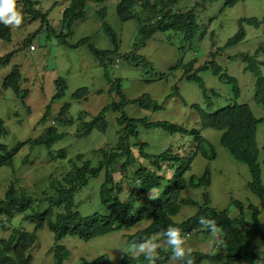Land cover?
Returning <instances> with one entry per match:
<instances>
[{"label":"rangeland","instance_id":"1","mask_svg":"<svg viewBox=\"0 0 264 264\" xmlns=\"http://www.w3.org/2000/svg\"><path fill=\"white\" fill-rule=\"evenodd\" d=\"M37 9L50 10L49 22L53 30L60 34L68 32L64 28L63 12L69 6V0H36ZM119 0H94L90 1L86 7V17L82 21L73 24L71 35L66 37L67 44L61 43L52 32L50 34L48 26H41V21H33L30 17L22 21L19 26H10L14 37L11 42L0 40V57L5 53L16 50L14 57L6 66L0 68V118L5 121L9 129V135L5 142L10 149L15 150L17 145L24 140L37 138L45 128L49 127L56 113L62 105L70 103L68 117H74L76 124L72 127H60V132L68 133L62 141L56 143L51 149L52 154H47L46 148H38L34 152L28 147L19 151L16 156V167L19 169L18 178L22 181L19 184L22 188L30 192L37 190V185L42 188L45 176L54 175L59 179L72 167L69 163L71 158H75L78 153H84L85 159H94L93 150L102 146L106 148L116 145L119 135V127L116 124L118 114L113 111L108 112V129L101 132L95 129L89 137L79 138L76 131L79 128V117L81 112L88 115L86 121L92 120L105 106L112 102H119L121 98L111 89V80L120 79V84L124 95L128 99L138 98L141 95H148L162 106L157 111H148L139 105H128L125 111L132 118H146L151 121H170L183 125L188 129L201 130L213 145L216 157L208 159L201 154L193 156L194 144L191 136L180 134L172 135L162 129L146 130L139 127V135L142 141L148 142L149 150L152 154H159L171 148L179 153L183 162H188L190 158L191 170L186 174L189 178L192 175L202 176L209 169L211 171V185L207 188L211 206L217 210L229 209L232 216L238 214L237 209L232 206L234 199L261 206L260 199L251 192L248 184L251 181V173L248 165L237 161L232 153L221 144L222 132L212 129H202V124L197 110L192 108L193 104H199L206 108L207 101L203 90L195 81L184 78L186 65L194 62L195 69L204 61L213 59L211 53H217L216 61L222 67V72H227L231 77L238 80L241 88V95L237 96L233 92V84L224 82L219 76L214 75L212 70H202L199 72L206 84L209 95L214 102V111L223 108L230 103L249 104L254 115L264 118V107L258 104L255 99L257 77L253 71L246 69L253 61L264 75V24L259 28L250 26L243 19L264 18V0H239L233 7H225L227 0H179L172 7L173 12H185L195 8L197 22L200 29L195 38L186 40V36L180 31L158 32L152 39L147 41V45L138 54L148 59L154 69L152 72L162 73L165 76L157 81H144L143 76L147 69L135 66V62H129L124 58L125 54L132 51L133 45L138 42L139 26L135 21L122 22L117 14V3ZM201 4V5H200ZM106 9V21L115 30L120 42V51L112 55V62L107 68L101 65L100 60L91 52L88 44L78 48L73 47L79 40L85 37H92L93 45L100 50H112L113 46L106 34L104 22L98 12ZM244 29L245 35L242 41L226 46L227 42L238 35ZM42 30V31H39ZM38 31L34 38V51L30 48H21L22 41ZM48 34H50L48 36ZM260 52L256 54V51ZM217 50V51H215ZM253 56L251 59L246 58ZM119 60V62H118ZM118 62V63H117ZM14 65H19L23 77L27 80L21 83L22 89L30 91L25 102H20V95L12 91L3 90V80L12 71ZM63 79L67 83V89L62 99L52 102L57 93V83ZM178 89H175V88ZM82 88L88 89L87 98L76 100L74 94ZM101 91V93H100ZM178 91V93H175ZM215 92L216 94H214ZM26 106L31 108V114H26ZM48 106L51 107V115L45 124L36 126L42 118ZM257 142L260 149L259 164L262 169V183L264 185V121L259 124L257 130ZM64 150L67 158L57 159L56 151ZM29 152L30 163L24 168H19V161ZM146 165L145 162H142ZM8 168L0 169V179L4 182L0 188V193L4 194L9 186L10 178L4 180L9 173ZM175 171L167 173V178H173ZM54 178V177H53ZM117 181L122 180L124 190L129 189V184L121 175H115ZM103 177L93 179L89 186L76 197V208L83 215L88 216L96 212L104 211L100 206L99 191ZM40 183V184H39ZM204 189L186 188L182 197L189 200L203 201ZM158 194L159 191H158ZM127 198V197H125ZM123 197V199H125ZM139 207V205H137ZM198 207L193 205H182L181 211L173 219L176 223H181L194 216ZM231 216V217H232ZM250 220V212H246ZM21 217V216H20ZM22 219V217H21ZM20 220V218H16ZM264 221V214L262 215ZM19 227H24L27 231H33L34 225L29 222L21 224L14 223ZM148 225L142 222L133 228L122 231H115L105 236L84 242L78 237H67L60 243L65 245L71 256L66 264H81L82 260L93 262L102 257L107 264H121L125 256H137L128 236L133 235ZM5 230L0 227V237L5 236ZM153 242L161 246L170 247L166 239L156 236ZM54 235L44 226L38 231V241L35 243L31 255V264H53ZM221 232L205 235L203 233L185 236L184 247L190 252H204L216 254L220 252ZM255 247L264 249V244L256 243ZM157 248V249H158ZM156 249V251H157ZM167 264H180V260H172ZM202 264H224L223 261H204ZM239 264H262L260 262L248 260Z\"/></svg>","mask_w":264,"mask_h":264},{"label":"trees","instance_id":"2","mask_svg":"<svg viewBox=\"0 0 264 264\" xmlns=\"http://www.w3.org/2000/svg\"><path fill=\"white\" fill-rule=\"evenodd\" d=\"M94 0H69V6L63 12L64 28L66 32L57 34L49 22V10L37 9L36 0H17L19 10L23 13V20L27 18L33 21L40 20L41 26H48L47 31L60 39L61 43L67 44L66 37L71 35V28L74 23L82 21L86 17V7L88 2ZM179 0H119L117 3V14L122 22L135 21L139 26L138 42L133 45L130 53L124 58L129 62H135V66L147 69L144 81H157L165 75L152 72V63L138 52L147 45V41L153 38L155 33H165L169 31H180L185 34V38L191 41L195 38L200 29L197 22L195 8L185 12H173L172 7ZM239 0H227L224 8L233 7ZM201 5V4H200ZM98 15L104 22V28L108 35L112 50H100L94 47L93 38L85 37L79 40L73 47L88 44L91 52L100 60L105 68L112 62L111 54H118L120 42L115 30L106 21V9L103 8ZM250 26L259 28L264 24V18L256 17L242 19ZM42 31V30H39ZM38 31L29 34L22 41L23 47H37L33 41ZM48 34V36L50 35ZM242 29L238 35L231 38L226 46H230L242 41L245 35ZM14 34L10 26L0 24V40L11 42ZM31 50V49H30ZM217 51V50H215ZM16 50L5 53L0 57V68L11 63ZM260 49L256 51V54ZM210 61H204L202 65L195 69L194 62L186 65L184 78L198 83L203 90L207 101L206 108L199 104H193L192 108L197 110L202 129L212 128L222 132L221 144L228 149L237 161L248 165L251 173L249 189L260 199L261 206L246 204L243 201L234 199L232 206L237 209L238 214L232 216L229 209L217 210L211 206L207 188L211 185V171L207 169L200 177L192 175L187 178V171L191 170V161L183 162L179 153L167 148L159 154H152L149 150V143L141 140L139 127L146 130L162 129L172 135L191 136L194 144V154L213 159L216 151L211 142L202 135L201 130L187 127L170 121H151L146 118H132L125 111L128 105H139L148 111H157L162 108L148 95H141L138 98L128 99L122 90L120 79L111 80V90L119 95V102H112L105 106L92 120L86 121L87 113L81 112L79 128L76 136L79 138L89 137L95 129L106 132L108 129L107 114L110 111L118 114L116 124L119 127L118 141L114 147L102 146L93 150L94 158L85 159L84 153H78L75 158H71L69 163L71 168L61 179L51 175L43 179L44 187L37 185V190L30 192L19 186L22 179L18 178L19 169L16 167L19 151L29 147L31 151L46 148L47 154H52L53 146L65 139L69 134L60 132V127H72L76 124L74 117H68L70 103L62 105L56 113L52 124L45 128L43 132L34 139L21 141L15 150L10 149L5 140L9 135V129L5 121L0 118V169L8 168V177L11 179L4 194L0 193V227L5 230V236L0 237V264H31V251L38 241V231L44 226L54 235L53 264H66L71 256V251L60 242L67 237H78L84 242H89L94 238L108 235L115 231H122L133 228L142 222L148 225L133 235L128 236L129 244H138L145 240H152L156 236L166 239L162 233L169 227H178L181 234L190 236L192 234H210V230L199 223V219L204 217L216 222L217 230L221 232L220 252L207 254L204 252H190L189 258L192 264H202L204 261H223L224 264H239L252 260L264 264V249L255 247L256 243L264 244V185L262 183V169L259 164L260 149L257 142V130L264 118L259 119L249 104L230 103L226 107L214 108V102L209 95L212 91L206 84L199 72L202 70H212L214 75L219 76L224 82L233 84V92L241 95V88L238 80L231 77L227 72H222V67L217 63V53ZM247 57V56H246ZM253 56L246 58L251 59ZM255 59V58H253ZM119 62V60H118ZM117 62V63H118ZM246 69L253 71L257 77L255 99L258 104L264 107V75L256 62H252ZM27 80L21 73L19 65H14L12 71L3 80V90L12 91L20 95V102H25L30 94L28 89H22L21 83ZM57 93L52 102L62 99L67 89V83L61 79L57 83ZM175 89H178L177 87ZM210 92V93H209ZM101 93V91H100ZM178 93V91H175ZM216 94L215 92H213ZM88 89L82 88L76 91L74 98L81 100L87 98ZM26 114H31V108L26 106ZM51 115V107L48 106L42 118L36 126L45 124ZM86 116V117H85ZM33 151V152H34ZM29 152L19 161L20 167L24 168L31 161ZM57 159L67 158L64 150L56 151ZM145 162L146 165H143ZM174 170L175 176L167 178L168 171ZM121 175L129 184V189L124 190L122 180L117 181L115 175ZM54 177V178H53ZM103 177L100 184L99 199L100 206L104 211L96 212L85 216L76 208V197L89 186L93 179ZM4 182L0 179V188ZM186 188L204 189L203 201L185 199L182 193ZM152 190L154 198H150L149 192ZM158 191L160 194H158ZM123 197H127L123 199ZM139 205V207L137 206ZM182 205H193L198 207L196 214L189 219L176 223L174 217L181 211ZM246 212H250L248 220ZM22 219H21V217ZM232 216V217H231ZM20 218V220H16ZM29 222L34 225L33 231H27L24 227H19L14 223L21 224ZM158 259L155 264H167L172 261L171 247L161 246L157 249ZM188 252V251H186ZM81 264H107L102 257L93 262L83 259ZM121 264H149L143 254L137 256H125ZM180 264H184L180 261Z\"/></svg>","mask_w":264,"mask_h":264},{"label":"clouds","instance_id":"3","mask_svg":"<svg viewBox=\"0 0 264 264\" xmlns=\"http://www.w3.org/2000/svg\"><path fill=\"white\" fill-rule=\"evenodd\" d=\"M22 21L23 13L18 8L17 0H0V24L5 26H19ZM149 196L150 198H154L152 190H150ZM199 223L203 227L209 229L213 235L216 234L217 225L214 220L201 217ZM162 235L166 238L167 244L171 247L170 259L183 261L184 264H192L189 258L190 250H188V252L185 250V236L181 234L180 228L169 226ZM130 247H132L136 253L143 254L149 264H155V261L159 258L156 252L158 244L150 239L138 244H132Z\"/></svg>","mask_w":264,"mask_h":264},{"label":"built area","instance_id":"4","mask_svg":"<svg viewBox=\"0 0 264 264\" xmlns=\"http://www.w3.org/2000/svg\"><path fill=\"white\" fill-rule=\"evenodd\" d=\"M31 49H33V47H31Z\"/></svg>","mask_w":264,"mask_h":264}]
</instances>
